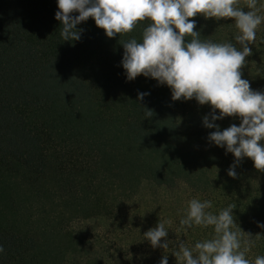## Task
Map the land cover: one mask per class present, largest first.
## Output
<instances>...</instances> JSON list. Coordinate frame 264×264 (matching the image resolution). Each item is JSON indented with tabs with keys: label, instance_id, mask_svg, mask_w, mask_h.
<instances>
[{
	"label": "trees",
	"instance_id": "trees-1",
	"mask_svg": "<svg viewBox=\"0 0 264 264\" xmlns=\"http://www.w3.org/2000/svg\"><path fill=\"white\" fill-rule=\"evenodd\" d=\"M56 11V0H0V264H159L165 254L177 264L173 244L212 235L211 226L179 224L194 197L211 200L214 213L232 204L235 228L254 239L247 257L264 255V171L244 157L228 175L234 156L208 141L215 129L202 123L210 105L173 101L167 85L142 74L125 78L121 42L139 40L151 21L109 38L89 17L76 26L79 40H63ZM189 19L199 39L236 43L233 18ZM249 47L242 78L264 91V23ZM79 218L115 221L121 242L110 260L71 229ZM159 221L170 222L167 249L143 237Z\"/></svg>",
	"mask_w": 264,
	"mask_h": 264
},
{
	"label": "clouds",
	"instance_id": "clouds-1",
	"mask_svg": "<svg viewBox=\"0 0 264 264\" xmlns=\"http://www.w3.org/2000/svg\"><path fill=\"white\" fill-rule=\"evenodd\" d=\"M56 3L54 18L60 22L63 40H79L82 29L76 26L89 17L109 38L131 32L138 21H151L143 27L139 40L132 37L121 42L120 64L126 80L142 74L155 79L158 85H167L173 101L194 98L200 105H210L202 123L215 129L208 133V141L234 156L228 175H237L235 167L244 157L251 158L254 167L264 171V91L252 89L240 70L246 63L245 57L252 53L249 45L254 44L257 30L264 23V0H244L243 6H239L238 0H56ZM197 14L205 19L233 18L236 43L199 39L200 31L194 30L197 21L189 19ZM148 94L138 92L137 98L142 100ZM143 113L145 117L152 114L151 110ZM226 116L238 118L239 124L221 129L216 121ZM211 208V200L195 197L188 200L179 220L181 228L211 226L212 235L192 246L183 240L173 244L177 264H264V255L247 257L254 239L235 228V207L229 204L215 213L209 211ZM165 223L170 222L159 221L143 233L153 248H169L170 241H161L168 235ZM257 226L264 229V222L258 221ZM3 251L0 245V252ZM159 264H168L167 254Z\"/></svg>",
	"mask_w": 264,
	"mask_h": 264
},
{
	"label": "rangeland",
	"instance_id": "rangeland-1",
	"mask_svg": "<svg viewBox=\"0 0 264 264\" xmlns=\"http://www.w3.org/2000/svg\"><path fill=\"white\" fill-rule=\"evenodd\" d=\"M242 77H244L242 72ZM202 106L197 105H190L189 109L194 110L197 113L201 112L202 110L207 111V107L205 106L204 109H202ZM133 214L126 215L125 220L127 222H130L131 219H137V217L133 218ZM139 218L141 220L147 219L148 214H138ZM71 229L75 230L79 234L82 235L83 242L86 243V248L88 251H90L92 254H98L100 256L102 254L103 257H101L104 261L107 260V258L110 260L111 255L113 254L114 250L116 249V244L119 241L113 231L115 226L114 220H101L98 218H90V219H76L72 225ZM109 234H105L102 229L108 228ZM114 228V229H113ZM125 243L127 244L132 240V237H128V235L124 236Z\"/></svg>",
	"mask_w": 264,
	"mask_h": 264
}]
</instances>
